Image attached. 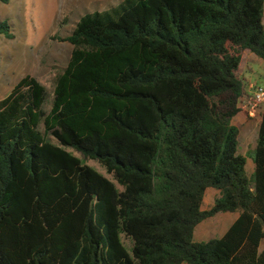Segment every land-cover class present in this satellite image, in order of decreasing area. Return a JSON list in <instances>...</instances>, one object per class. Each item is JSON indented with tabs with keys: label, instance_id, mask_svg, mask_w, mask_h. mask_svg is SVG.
Segmentation results:
<instances>
[{
	"label": "trees",
	"instance_id": "16d2710c",
	"mask_svg": "<svg viewBox=\"0 0 264 264\" xmlns=\"http://www.w3.org/2000/svg\"><path fill=\"white\" fill-rule=\"evenodd\" d=\"M263 17L264 0H122L81 16L51 109L29 74L0 100V264H264V109L253 181L233 123L242 52L264 60ZM0 35L14 38L7 20ZM238 210L222 237L194 240Z\"/></svg>",
	"mask_w": 264,
	"mask_h": 264
},
{
	"label": "rangeland",
	"instance_id": "374dc122",
	"mask_svg": "<svg viewBox=\"0 0 264 264\" xmlns=\"http://www.w3.org/2000/svg\"><path fill=\"white\" fill-rule=\"evenodd\" d=\"M121 1L9 0L7 3L0 1V21L7 20L14 33L12 39L0 35V100L8 96L15 85L29 74L46 87L48 97L43 108L49 111L52 107L55 77L68 64L73 50V45L66 38L72 33L81 16L88 12L109 9ZM238 75L244 80L247 91L251 90L250 85L254 83L264 87V60L250 50L243 51ZM242 116L246 117L244 113L240 115ZM246 120L241 124L236 122L240 131L238 153L247 158L246 172L253 181L255 172L253 155L259 127L255 121ZM40 129L44 132L43 123ZM48 138L58 144L52 135H48ZM66 149L114 181L122 190V186L113 175L97 160L85 158L74 148ZM218 195L219 191L216 188H207L202 209H211ZM239 215L238 210L219 212L206 218L195 228L194 240L201 242L222 237ZM123 240L127 246L131 245L128 238L123 237ZM263 247L264 240L261 245V248Z\"/></svg>",
	"mask_w": 264,
	"mask_h": 264
},
{
	"label": "built area",
	"instance_id": "2783aa9c",
	"mask_svg": "<svg viewBox=\"0 0 264 264\" xmlns=\"http://www.w3.org/2000/svg\"><path fill=\"white\" fill-rule=\"evenodd\" d=\"M251 93L243 98V108L252 116L259 107L264 106V87L258 84H251Z\"/></svg>",
	"mask_w": 264,
	"mask_h": 264
},
{
	"label": "crops",
	"instance_id": "0c3cea01",
	"mask_svg": "<svg viewBox=\"0 0 264 264\" xmlns=\"http://www.w3.org/2000/svg\"><path fill=\"white\" fill-rule=\"evenodd\" d=\"M251 92H252L251 90H250V91L245 90L244 95H243V96L241 97V99L239 100V106L241 107V111H240V112H239V113L233 118V123H234L235 125H237L236 122H238V123L241 124V123L244 122L246 119L255 121V122L257 123L258 127H259V125H260V121H261V113H262V111H263V109H264V106L259 107V108L257 109V111H256L252 116L249 114V112H248L247 110H245V109L243 108V102H242V99L245 98L246 95L250 94ZM242 113H244V114L246 115V117H244V116L240 117V115H241ZM246 121H247V120H246ZM246 121H245V122H246ZM239 132H240V131H239Z\"/></svg>",
	"mask_w": 264,
	"mask_h": 264
}]
</instances>
